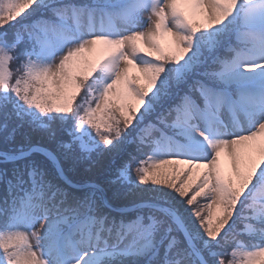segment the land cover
<instances>
[{
	"label": "snow or ice",
	"instance_id": "obj_1",
	"mask_svg": "<svg viewBox=\"0 0 264 264\" xmlns=\"http://www.w3.org/2000/svg\"><path fill=\"white\" fill-rule=\"evenodd\" d=\"M0 134V264H264V0H0Z\"/></svg>",
	"mask_w": 264,
	"mask_h": 264
},
{
	"label": "rangeland",
	"instance_id": "obj_2",
	"mask_svg": "<svg viewBox=\"0 0 264 264\" xmlns=\"http://www.w3.org/2000/svg\"><path fill=\"white\" fill-rule=\"evenodd\" d=\"M112 167V158L110 156H96L91 161L81 162L78 165L80 175L85 179L92 181L101 180V183L107 178L109 169ZM170 167V166H165ZM99 183V182H98ZM133 196H139L141 193L134 192Z\"/></svg>",
	"mask_w": 264,
	"mask_h": 264
},
{
	"label": "trees",
	"instance_id": "obj_3",
	"mask_svg": "<svg viewBox=\"0 0 264 264\" xmlns=\"http://www.w3.org/2000/svg\"><path fill=\"white\" fill-rule=\"evenodd\" d=\"M4 147V144H3V138H2V134H0V150H2ZM81 177H84L83 175H80ZM96 182H99L101 183V180H98Z\"/></svg>",
	"mask_w": 264,
	"mask_h": 264
}]
</instances>
